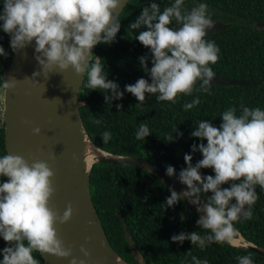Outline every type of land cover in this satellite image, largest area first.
I'll list each match as a JSON object with an SVG mask.
<instances>
[{
	"label": "clouds",
	"instance_id": "clouds-1",
	"mask_svg": "<svg viewBox=\"0 0 264 264\" xmlns=\"http://www.w3.org/2000/svg\"><path fill=\"white\" fill-rule=\"evenodd\" d=\"M121 4L122 0H3L0 28L9 35L14 53L35 42L34 59L40 71L30 78L34 87L40 85L37 76L48 78L50 73L72 70L83 80L86 75L85 87L102 92L105 102L111 104L122 99L124 92L108 80L99 57L92 61V49L115 42L121 28L115 13ZM184 4L185 0H174L161 11L160 5L153 2L128 25L129 30L146 29L140 30L135 39L151 53L150 69L147 57L139 58L151 82L140 78L125 86L124 91L139 102L137 107L149 94L156 95L158 102L175 104L181 95L207 92L215 76L210 65L219 60L220 49L214 41L205 39L207 31L214 27L207 5L200 4L189 11ZM173 21L178 27H170ZM3 56L6 53L0 46V57ZM17 83L14 77H3L0 91L7 94L15 90ZM199 103L196 98L183 108L188 111ZM220 119L219 127L206 120L196 124L191 137L207 143L193 144L192 152L199 151L202 159L193 166L192 155H184L186 167L180 171L178 181L186 190L178 194L169 189L170 196L164 204L166 208L174 207L187 198L196 206V225L204 233L174 234L173 243L182 245L187 240L201 250L213 243L235 245L240 233L234 224L252 218V206L259 198L257 186L264 191V110L241 105L237 115V109L231 107L221 113ZM93 122L99 124L100 120ZM22 124L28 126L30 122L24 120ZM40 133L41 129H33V135ZM149 135L148 126L141 123L135 138L145 140ZM176 135L183 133L177 131ZM101 137L107 144L111 133L106 131ZM167 140L174 142V135ZM201 169H212L214 176L202 175ZM166 175L173 177L175 168L167 166ZM0 177L7 178L0 183V237L9 245L0 251V264H40L34 252L60 259L71 257L70 264H85L90 258L87 248H79L84 259L73 257L72 247H65L58 235L57 225L71 221L73 207L68 204L61 215L50 206L56 189L55 173L49 164L43 160L29 164L22 156L7 152L0 156ZM225 184L230 187H222ZM89 242L90 238L86 239L85 243ZM187 254L191 255V251ZM236 260L238 264H254L252 253ZM192 264L209 262L192 256Z\"/></svg>",
	"mask_w": 264,
	"mask_h": 264
},
{
	"label": "trees",
	"instance_id": "trees-1",
	"mask_svg": "<svg viewBox=\"0 0 264 264\" xmlns=\"http://www.w3.org/2000/svg\"><path fill=\"white\" fill-rule=\"evenodd\" d=\"M153 2L158 3L163 11L174 0H130L118 16L121 28L115 42L98 44L93 53L92 61L95 62L97 57L101 59L104 74L119 85L120 91L124 92L123 98L107 104L102 92L85 87V75L78 93L79 112L89 139L100 150L113 155L145 158L165 172L171 165L175 168L173 178L178 181L180 171L186 167L185 154L192 155L193 166L202 159L199 151L192 152V145L207 142L190 135L199 121L206 120L219 127L221 113L228 108L235 107L237 115L241 105L264 110V32L255 29L256 23H264V0H185L184 4L189 11L199 4H206L233 14L208 13L211 19L230 24L228 28L205 37L220 49L219 60L210 66L215 76L251 81L249 86H209L207 92L194 91L190 96H179L175 104L158 102L156 95L149 94L137 107L139 102L124 91L125 86L140 78L151 82L139 62L140 57H147L150 69L151 53L135 39L140 30L146 29L127 28L143 8ZM2 7L3 0H0V11ZM177 26L175 21L170 25L173 28ZM9 42V35L0 28V46L5 52ZM12 55L10 49V59ZM2 78L0 65V82ZM196 98L200 100L199 105L185 111L183 105ZM117 105L122 107L118 109ZM94 120H100V123L96 124ZM141 123L146 124L151 132L145 140L135 138ZM106 131L111 133V139L104 144L101 136ZM177 131L183 135H176ZM169 135H174V142H168ZM6 153L4 126L0 120V156ZM201 174L214 176V171L201 169ZM6 179L0 177V183ZM90 191L111 246L128 264H192V256L207 259L209 264H238L236 257L249 253H252L254 264H264L262 256L227 243L208 244L203 250L187 240L182 245L173 243L171 237L174 234L204 233L196 225L199 215L182 200L174 207L166 208L164 204L170 196L169 188L147 171L95 163L90 172ZM256 191L259 198L252 206V218L241 219L234 226L247 241L264 249V191L259 186ZM128 235L139 252L140 260L132 255ZM8 246L0 237V251ZM189 251L191 255L187 254ZM33 255L40 264H44L40 253L34 252Z\"/></svg>",
	"mask_w": 264,
	"mask_h": 264
},
{
	"label": "water",
	"instance_id": "water-1",
	"mask_svg": "<svg viewBox=\"0 0 264 264\" xmlns=\"http://www.w3.org/2000/svg\"><path fill=\"white\" fill-rule=\"evenodd\" d=\"M129 1L122 0L115 15L119 16ZM207 11L210 14L233 16L231 13L210 6H207ZM213 24L214 27L207 31V35L230 26L221 21H213ZM255 29L264 32V23H256ZM96 47L92 49V54ZM34 48L33 41L32 45L18 53L13 52L10 59L9 42L6 56L0 57L3 77L9 80L14 77L18 80L15 90L7 94L3 91L1 119L6 152L22 156L29 164L35 160L46 161L52 168L55 173L53 183L56 192L50 201V206L61 215L68 204L73 207L71 221L65 225H57L58 235L64 241L65 247H72L73 257L84 259L79 252L80 246L84 245L90 253V258L85 264H128L111 246L93 204L90 191V172L93 164L142 169L157 177L178 194L186 190V187L173 177L167 176L159 166L145 158L113 155L96 147L84 129L79 112L78 93L84 81L83 77L76 76L72 70L64 73L57 71L50 73L48 78L43 75L37 76L36 81L40 85L34 87L30 78L33 73L40 71V66L34 59L36 55ZM250 84L251 81L214 76L208 87H243ZM24 120L29 121L30 124L25 126L22 124ZM34 128L41 129L39 136L33 135ZM84 140L101 153L89 166L83 161ZM181 200L199 215L196 206L189 203L187 198ZM89 238L90 242L85 243ZM238 238H241L242 242L231 246L251 251L264 258V249L247 241L241 233ZM128 241L133 257L140 260L139 252L129 235ZM40 255L44 264H70L71 260V257L60 259L48 254Z\"/></svg>",
	"mask_w": 264,
	"mask_h": 264
},
{
	"label": "bare ground",
	"instance_id": "bare-ground-1",
	"mask_svg": "<svg viewBox=\"0 0 264 264\" xmlns=\"http://www.w3.org/2000/svg\"><path fill=\"white\" fill-rule=\"evenodd\" d=\"M85 141V146H84V157H83V161L84 163L89 166V164L95 160L98 159L99 155L101 154L99 151H97L95 149V147H93L92 145L88 144L86 140ZM242 239L238 238L237 239V243H241ZM119 264V263H117ZM121 264V263H120Z\"/></svg>",
	"mask_w": 264,
	"mask_h": 264
},
{
	"label": "rangeland",
	"instance_id": "rangeland-1",
	"mask_svg": "<svg viewBox=\"0 0 264 264\" xmlns=\"http://www.w3.org/2000/svg\"><path fill=\"white\" fill-rule=\"evenodd\" d=\"M0 96L2 97L3 96V93H0ZM0 99H2V101L0 100V104H1V102L3 103V98H0ZM2 111H3V107H2V110H0V120H2L1 119V113H2Z\"/></svg>",
	"mask_w": 264,
	"mask_h": 264
},
{
	"label": "built area",
	"instance_id": "built-area-1",
	"mask_svg": "<svg viewBox=\"0 0 264 264\" xmlns=\"http://www.w3.org/2000/svg\"><path fill=\"white\" fill-rule=\"evenodd\" d=\"M0 93H3V91H0ZM0 98H3V96L1 97L0 96ZM1 101H2V99H0ZM2 107H3V103L1 102V104H0V110H2Z\"/></svg>",
	"mask_w": 264,
	"mask_h": 264
},
{
	"label": "flooded vegetation",
	"instance_id": "flooded-vegetation-1",
	"mask_svg": "<svg viewBox=\"0 0 264 264\" xmlns=\"http://www.w3.org/2000/svg\"><path fill=\"white\" fill-rule=\"evenodd\" d=\"M212 21H220L219 19H211Z\"/></svg>",
	"mask_w": 264,
	"mask_h": 264
}]
</instances>
